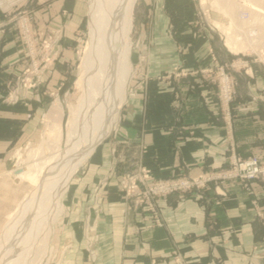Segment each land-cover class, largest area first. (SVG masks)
<instances>
[{"label":"crops","instance_id":"0c3cea01","mask_svg":"<svg viewBox=\"0 0 264 264\" xmlns=\"http://www.w3.org/2000/svg\"><path fill=\"white\" fill-rule=\"evenodd\" d=\"M26 1L0 0V12ZM139 2L126 101L114 128L69 179L49 257L55 264H264V181H253L250 190L238 180L210 184L198 198L169 195L159 200L160 226L120 185L141 169L149 181L199 176L228 167L231 147L243 156L264 148L258 105L233 103L228 129L215 85L173 75L210 63L206 45L189 41L193 1ZM87 10L85 0H37L38 31L42 38L59 33L58 53L37 88L21 91L17 103L3 98L22 56L14 32L0 34V235L31 186L17 177L16 153L42 133L50 99L70 91L65 84Z\"/></svg>","mask_w":264,"mask_h":264},{"label":"bare ground","instance_id":"6f19581e","mask_svg":"<svg viewBox=\"0 0 264 264\" xmlns=\"http://www.w3.org/2000/svg\"><path fill=\"white\" fill-rule=\"evenodd\" d=\"M136 1L89 0V35L76 80L81 94L69 108L66 147L59 145L63 135L62 108L56 101L47 115L44 134L47 142L55 138L56 147L48 143V156L43 144L30 151L29 159L42 166L39 175L32 166H25L17 174L35 188L8 217L0 236V264H42L45 255L50 253L53 223L61 212V197L69 179L117 123L126 101L128 82L134 73L131 32ZM210 1L231 17L229 26L215 22L227 34L226 45L230 50L238 53L259 45L256 46L257 40L253 37L257 33L248 32L250 23L258 25L261 34L256 38L264 41V0ZM240 9L247 15L244 21L236 15Z\"/></svg>","mask_w":264,"mask_h":264},{"label":"rangeland","instance_id":"374dc122","mask_svg":"<svg viewBox=\"0 0 264 264\" xmlns=\"http://www.w3.org/2000/svg\"><path fill=\"white\" fill-rule=\"evenodd\" d=\"M139 1L140 0L136 1L133 9V26L131 32V62L137 38V34L135 33L136 26H138L137 24L139 23L140 15H143L142 13H140L143 7H141ZM192 1V8L194 10V13L191 20L188 22L191 34L189 41L198 42L206 45L210 63L206 66L191 69L189 71L174 69L173 75L180 78L191 77V79L194 80L208 79L211 84L215 85L217 87V95L221 108V120L226 124V126H228V129L232 128L233 125L234 113H232L233 111L231 109L232 104L237 101L251 102L253 104L258 105L260 117L264 125V86L263 88H261V86H259L258 82L256 81V77L259 78L261 76L260 79L263 81L264 85V41L261 42V39L256 38L258 34H261V32L257 28L258 25L254 23L248 24V32L250 34L253 31L254 33H257L253 34L254 39L257 40L256 46L257 44H261L262 46L258 45L257 47H255L256 49L247 48L245 51H240L238 53L233 52L226 45L227 34L223 32L220 28H217L215 25L216 22L224 26H229L232 22L231 17L218 10V8H216L215 6H213L210 0ZM236 1L238 3L240 2V0ZM88 3L89 0H85V5L87 9ZM36 6L37 0H27L26 2H22L14 5L13 7H10V9L5 12H0V34L6 35V33H8L9 31L14 32L20 48V54L22 56V60L18 63V66L16 67V73L12 76V79L8 83V92L3 98V100L7 102L17 103L20 99L21 91L36 89L40 79L42 78L43 72L50 67L49 64L52 63L53 59L57 56L58 53L56 47L59 43L58 39L60 35L58 32L55 31L54 35L49 34L46 35L45 38H42L40 32L38 31V26L36 22ZM242 10L244 9H240L238 12L236 11V15L238 14V20L240 21H242L241 19H243V21L244 19H247V15L244 14V11ZM88 22L89 18L87 16L84 26V34L81 36V39L76 49V60L74 62V65L69 67V72H71L72 75L69 82L65 84V89H69L70 91L66 95H61V97H59V100H56L59 101L62 108L61 126L63 135L59 144L61 148L66 147V124L69 116V108L71 105H75L77 103V99L81 94V92L77 88L76 80L78 79V76L80 74V64L85 52L86 43L88 41ZM171 31H174V29L172 28ZM130 80L128 82V88ZM250 82L251 86L254 85L253 90L255 91L250 89V84H248ZM128 91L129 90L127 89V93ZM55 102L54 99H50L49 104L47 105L48 107L44 115L42 133L40 134L38 139L34 141L33 144L29 145L27 148L21 149V151H17L14 161L16 164L15 169H17L18 172L20 169L23 170L25 166H32V168L34 167V169L37 170L36 174L39 175L42 171V166L35 164L36 162L34 160H31V158L29 159L30 151L34 148H37L39 144H43V150L48 156V143L56 147L54 137H51L50 141L48 142L47 136L44 137V134L47 130V115L52 109ZM115 125L116 124L112 126L109 133ZM235 151V147H231L230 154L228 157V167L223 169L207 170L199 176H192L189 173H183L175 177H170L166 179H156L153 181H149L148 172L144 169H141L138 175L126 174L121 179L120 185L125 191V193L127 192L128 197H130V199H133L137 206H140L142 211H144L147 216L151 218L152 222L156 225V218H158L160 222L162 218L159 200L166 198L169 195L174 194L178 199L189 196L198 198L202 197L204 190L207 189L210 184H215V187H217L221 183H224L228 180H238L247 190H250V185L253 181H264V174L260 175L258 178L248 181L247 187L244 184L245 182H243L237 176L216 179V177H221L222 175L224 176L225 174L230 173V170L234 171L236 169L238 159L245 160L248 158H257L262 169L264 170V148L263 153L261 155L252 154L248 156H243L239 155ZM204 176H212L213 180H207L206 178L207 181L203 185L198 186L202 184L201 178ZM23 179L26 180L25 178ZM125 180L128 182V186L133 183H136L138 186V190H136L135 192H129L128 190L126 191L123 188V181ZM175 181H180V183H176L178 186L187 185L185 186L187 187L186 191L182 193H178L175 191L168 195L159 194L157 192L159 188H165L168 183H175ZM182 181H184L185 183H183ZM30 185V191H32L35 188V185L33 183H31ZM253 204L256 205L257 201H253ZM155 213L159 217H157ZM49 256L50 253L45 255V257L43 258L44 260H42L43 262L41 261V263L55 264L52 257L50 258Z\"/></svg>","mask_w":264,"mask_h":264},{"label":"built area","instance_id":"2783aa9c","mask_svg":"<svg viewBox=\"0 0 264 264\" xmlns=\"http://www.w3.org/2000/svg\"><path fill=\"white\" fill-rule=\"evenodd\" d=\"M236 164V163H235ZM237 170V171H235ZM234 171L233 170H230L228 174H225L224 176L222 175L221 177H216L217 178H229V177H239L243 182H245V186L247 187V183L248 181L252 180V179H255V178H258L260 175L264 174V170L262 169L259 161L257 158H248V159H238L237 160V164H236V169ZM233 171V172H232ZM232 172V173H231ZM228 175V176H227ZM233 175V176H232ZM213 180L212 176H204L201 178V182L202 184L198 185V186H201L203 185L207 180ZM211 178V179H210ZM215 179V178H214ZM174 181V180H173ZM172 181V182H173ZM168 183L165 188H159V190L157 191L159 194H170L172 192H178V193H182V192H185L186 191V188L185 186L187 185H177L176 183H180L175 181V183ZM183 183H185L184 181H182ZM162 183V182H160ZM128 182L125 180L123 181V188L127 191H131V192H135L136 190H138V186L136 183H133L131 185L133 186H128L127 185ZM136 184V185H135ZM165 185V184H164ZM164 185H161V186H164ZM127 194V192H126ZM128 195V194H127ZM155 215L157 217H159L156 213ZM156 223L157 225H161V222L158 218H156Z\"/></svg>","mask_w":264,"mask_h":264}]
</instances>
